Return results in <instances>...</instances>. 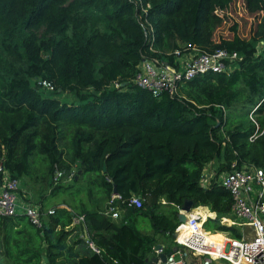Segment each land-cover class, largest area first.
I'll return each mask as SVG.
<instances>
[{
	"label": "trees",
	"instance_id": "obj_1",
	"mask_svg": "<svg viewBox=\"0 0 264 264\" xmlns=\"http://www.w3.org/2000/svg\"><path fill=\"white\" fill-rule=\"evenodd\" d=\"M235 1L0 0V164L39 187L40 202L30 203L41 212L52 198L69 199L42 229L26 217H0V264H148L161 241H171L167 255L177 246L187 202L207 231L242 237L241 227L220 222L236 218L218 179L233 165L264 168V0H246L249 12L263 13L249 37L235 24L231 39L217 41ZM183 47L241 59L174 94L154 97L135 85L143 57L168 59ZM213 163L217 176L205 187ZM115 189L119 220L104 214ZM132 196L142 208L129 206ZM78 217L85 223L73 227ZM139 217L153 234L138 229Z\"/></svg>",
	"mask_w": 264,
	"mask_h": 264
},
{
	"label": "built area",
	"instance_id": "obj_2",
	"mask_svg": "<svg viewBox=\"0 0 264 264\" xmlns=\"http://www.w3.org/2000/svg\"><path fill=\"white\" fill-rule=\"evenodd\" d=\"M128 1L132 2V0ZM145 36H148L147 30H145ZM151 51L156 52L152 47ZM172 56L170 60L169 57ZM167 57L168 59L143 57L134 79L135 85L148 91L154 97H160L165 93L174 94L182 84L195 78L211 73L221 74L231 71L232 68L228 64L241 59L236 52L217 50L214 53H203L196 49L189 50L187 47L168 54ZM39 85L50 91L55 89L47 81L39 82ZM115 87L120 88L121 86L115 83ZM250 119L254 121L252 115ZM257 138L258 135L255 134L250 141L254 142ZM235 167L236 165H233L234 170L222 174L218 183L232 196L231 216L236 218L237 222L226 218L221 219L220 222L228 227H241L242 237L236 239L225 236L220 254L213 256L201 251V248L207 245L204 234L216 235L205 229L207 220L200 225L199 218L187 217L186 224L192 231L191 239L186 244H181L177 240L181 228L186 225L181 224L176 230L178 233L175 237L176 252L172 251L167 255L165 262L159 260L156 264H264V168L244 166L239 170ZM62 177L63 172L57 169L55 182L58 183ZM206 177H204L205 187L210 179ZM20 192L21 182L14 178L1 162L0 217H26L34 226L42 229L45 219L55 214V209L41 212L39 207L24 200ZM121 200L120 196L114 195L104 214L113 220H119L121 213L115 203ZM128 204L140 209L143 202L140 197L132 196ZM226 221H230L232 226L226 225ZM83 223H85V218L78 217L74 219L73 225L79 226ZM86 243L90 249L99 253L89 236L86 238ZM156 253L159 256L163 251H156Z\"/></svg>",
	"mask_w": 264,
	"mask_h": 264
},
{
	"label": "rangeland",
	"instance_id": "obj_3",
	"mask_svg": "<svg viewBox=\"0 0 264 264\" xmlns=\"http://www.w3.org/2000/svg\"><path fill=\"white\" fill-rule=\"evenodd\" d=\"M262 12L258 13H251L248 11L247 7H246V0H236L234 2V4H232L231 7L228 8V10H225V23L223 25L222 28H220L217 31L216 34V40L218 41L220 38H226V39H231L234 34L232 32V28L234 27L235 24L238 25V33L242 36V37H249L251 34V30L254 27V25L256 24V22H258V20L261 18L262 16ZM223 15V14H222ZM45 96L48 95L44 94ZM56 97H58V99H60L63 102H68L71 103L73 101H75V98L67 95V94H59ZM217 172H218V165L215 163L212 164V166H209L206 170V174L208 175L209 178H215L217 176ZM36 176H34V180ZM22 182V188L26 189V190H31V191H35V195H33L31 197L32 200H30L29 202H33L34 204H38L40 202V198L38 195V190L39 187L36 186V184H29L26 180L21 179ZM63 184V182H59L58 184ZM70 183V182H68ZM57 184V185H58ZM68 197L66 196H58L55 198H52L49 200V202L45 205L44 209L48 210L50 208L56 207V206H60L61 204H63L64 202H68ZM210 211V209H209ZM211 212V211H210ZM186 216L190 218L191 216V212L186 213ZM143 217V216H142ZM139 217L137 219V224H138V229L144 234V235H151L154 233V229L151 225V222L146 219L145 217L142 218ZM216 219V218H215ZM229 219L230 221L234 222L233 219L230 218H226ZM206 220L201 219L200 222L201 224L203 222H205ZM230 221H226V225L232 226V223ZM242 221V220H240ZM184 229L181 232L180 238H179V242L181 244H186L192 237V231L189 228V226L186 224L183 226ZM206 229V228H205ZM207 230V229H206ZM212 234H215L214 231H211ZM206 234V233H205ZM222 235L223 236V242L219 243V244H215V242H213L212 238L218 237ZM225 236H229L226 233H221V234H216V235H210V234H206L205 239H206V243L207 245H205L203 248H201L202 251H207V252H220L222 250V247L224 245V241H225ZM175 237V236H174ZM159 240L161 239L160 236L157 237ZM162 240V239H161ZM170 242L167 241H161L159 245L163 246V247H167L170 245ZM157 245V246H159ZM215 246L217 249L216 250H212L210 247L211 246ZM219 245V246H218ZM173 248H175V245L173 244ZM181 249V248H180ZM156 252V251H155ZM164 254H166L164 252ZM210 254V253H209Z\"/></svg>",
	"mask_w": 264,
	"mask_h": 264
},
{
	"label": "water",
	"instance_id": "obj_4",
	"mask_svg": "<svg viewBox=\"0 0 264 264\" xmlns=\"http://www.w3.org/2000/svg\"><path fill=\"white\" fill-rule=\"evenodd\" d=\"M107 172V168L104 167L103 173L105 174ZM81 173V172H80ZM79 173V174H80ZM114 194L117 195L116 189L114 190ZM194 209V204L192 202H187L186 205L181 208V211L179 212V221L181 224H186L187 223V216L186 213H189L191 210ZM49 220H47L48 222ZM178 233L175 232V237L177 236ZM164 247L159 245L155 248V251L160 252L163 251ZM176 248L173 249V252H176ZM167 258V254L161 253L159 256L152 258L148 264H156L159 260L165 262ZM47 262V259H45Z\"/></svg>",
	"mask_w": 264,
	"mask_h": 264
},
{
	"label": "crops",
	"instance_id": "obj_5",
	"mask_svg": "<svg viewBox=\"0 0 264 264\" xmlns=\"http://www.w3.org/2000/svg\"><path fill=\"white\" fill-rule=\"evenodd\" d=\"M205 174H206V171H205ZM208 177V176H207ZM206 177V178H207ZM206 179H204V181H205ZM35 195V191H29V190H26V189H23L22 188V185H21V192H20V195H21V197L24 199V200H31V197L33 196V195ZM62 205V204H61ZM54 208V207H53ZM53 208H50V209H53ZM49 210V209H48ZM213 214H215V213H213ZM216 215V214H215ZM216 218V217H215ZM215 218H213V219H215ZM209 219H212V218H209ZM76 226V225H75ZM74 225H73V227H75ZM77 233H75L74 235H76ZM73 235V236H74ZM87 236H88V234H87V232L86 231H84V233L83 232H81V238H83L84 240H86V238H87ZM76 239V238H75ZM74 239V240H75ZM74 240L72 239L70 242H69V244L70 245H72L73 243H74ZM211 248V247H210ZM213 251L214 250H216V248L215 249H213V248H211ZM92 250V249H91ZM75 251L77 252V251H80V252H82V253H85L86 252V250H84V248H83V246H77L76 247V249H75ZM202 251V250H201ZM80 259H77V261H79Z\"/></svg>",
	"mask_w": 264,
	"mask_h": 264
},
{
	"label": "bare ground",
	"instance_id": "obj_6",
	"mask_svg": "<svg viewBox=\"0 0 264 264\" xmlns=\"http://www.w3.org/2000/svg\"><path fill=\"white\" fill-rule=\"evenodd\" d=\"M183 229H184V227H182L180 231L182 232ZM181 232H180V235H181ZM180 235L178 236V239H177V240H179ZM218 246H219V245H218ZM203 252L210 253V254L213 255V256H217V255L220 254L221 251H220V252H215V253H214V252H207V251H203Z\"/></svg>",
	"mask_w": 264,
	"mask_h": 264
}]
</instances>
